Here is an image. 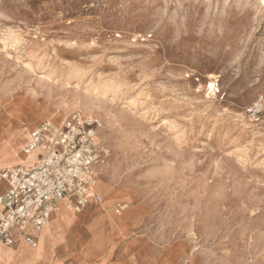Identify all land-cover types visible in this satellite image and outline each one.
Instances as JSON below:
<instances>
[{
	"label": "rangeland",
	"instance_id": "obj_1",
	"mask_svg": "<svg viewBox=\"0 0 264 264\" xmlns=\"http://www.w3.org/2000/svg\"><path fill=\"white\" fill-rule=\"evenodd\" d=\"M73 111L110 149L97 210L139 211L179 264H264L260 0H0V149L31 165L19 135Z\"/></svg>",
	"mask_w": 264,
	"mask_h": 264
},
{
	"label": "built area",
	"instance_id": "obj_2",
	"mask_svg": "<svg viewBox=\"0 0 264 264\" xmlns=\"http://www.w3.org/2000/svg\"><path fill=\"white\" fill-rule=\"evenodd\" d=\"M102 128L98 116L73 111L58 128L41 123L28 134L23 152L35 155L32 165L0 170L7 184L0 194V244L12 246L17 231L24 243L34 245L27 230H40L59 205L83 211L99 201L94 169L110 156L99 140Z\"/></svg>",
	"mask_w": 264,
	"mask_h": 264
},
{
	"label": "crops",
	"instance_id": "obj_3",
	"mask_svg": "<svg viewBox=\"0 0 264 264\" xmlns=\"http://www.w3.org/2000/svg\"><path fill=\"white\" fill-rule=\"evenodd\" d=\"M30 132L26 129L19 135L22 146ZM9 154L10 150L0 149V170L22 165L18 156L10 158ZM25 154L22 150L19 157ZM32 159L31 165L33 154ZM6 186L0 179V194ZM138 213L131 212L119 221L92 204L44 231L28 229L27 234L36 240L34 245L24 243L16 231L12 246L0 244V264H179L188 253L185 243L161 244L152 234L136 231Z\"/></svg>",
	"mask_w": 264,
	"mask_h": 264
},
{
	"label": "bare ground",
	"instance_id": "obj_4",
	"mask_svg": "<svg viewBox=\"0 0 264 264\" xmlns=\"http://www.w3.org/2000/svg\"><path fill=\"white\" fill-rule=\"evenodd\" d=\"M260 2L263 3V5H264V0H260ZM5 150H7V149H5ZM8 151H9V150H8ZM9 155H10V154H9ZM9 157H10V156H9ZM104 161H105V160H104ZM104 161H102V162H100V163H103ZM98 164H99V163H98ZM95 166H96V165H95ZM94 174H95V170H94ZM96 187H97V178H96V176H95V182H94V185H93V189H94L95 194H96ZM96 195H97V194H96ZM98 199H99V198H98ZM96 203H98V202H96ZM74 210L77 211V212H80L79 210H76L75 208H74ZM60 215H61V214H59L58 216H60ZM45 224H46V223H45ZM45 224H44L43 226H45ZM43 226H42V227H43ZM42 227H41V228H42ZM41 228H40V229H41Z\"/></svg>",
	"mask_w": 264,
	"mask_h": 264
}]
</instances>
